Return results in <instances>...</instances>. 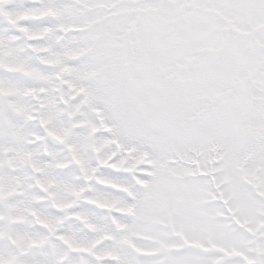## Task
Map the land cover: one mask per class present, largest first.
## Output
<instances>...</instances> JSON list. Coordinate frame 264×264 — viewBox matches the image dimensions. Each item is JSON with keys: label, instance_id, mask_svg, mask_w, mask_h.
I'll return each mask as SVG.
<instances>
[{"label": "snow or ice", "instance_id": "snow-or-ice-1", "mask_svg": "<svg viewBox=\"0 0 264 264\" xmlns=\"http://www.w3.org/2000/svg\"><path fill=\"white\" fill-rule=\"evenodd\" d=\"M0 264H264V0H0Z\"/></svg>", "mask_w": 264, "mask_h": 264}]
</instances>
